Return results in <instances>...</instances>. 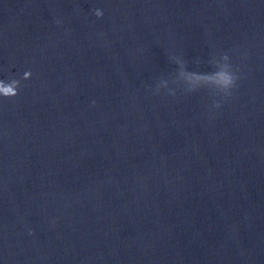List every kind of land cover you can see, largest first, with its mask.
Listing matches in <instances>:
<instances>
[{
  "label": "water",
  "instance_id": "1",
  "mask_svg": "<svg viewBox=\"0 0 264 264\" xmlns=\"http://www.w3.org/2000/svg\"><path fill=\"white\" fill-rule=\"evenodd\" d=\"M0 264H264V0H0Z\"/></svg>",
  "mask_w": 264,
  "mask_h": 264
},
{
  "label": "clouds",
  "instance_id": "2",
  "mask_svg": "<svg viewBox=\"0 0 264 264\" xmlns=\"http://www.w3.org/2000/svg\"><path fill=\"white\" fill-rule=\"evenodd\" d=\"M97 16L101 15V12L99 10L96 11L95 13Z\"/></svg>",
  "mask_w": 264,
  "mask_h": 264
}]
</instances>
